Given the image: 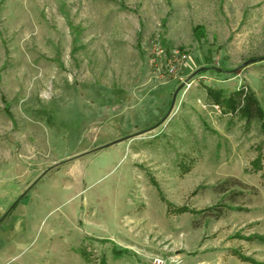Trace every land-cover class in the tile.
Returning <instances> with one entry per match:
<instances>
[{"label": "rangeland", "instance_id": "rangeland-1", "mask_svg": "<svg viewBox=\"0 0 264 264\" xmlns=\"http://www.w3.org/2000/svg\"><path fill=\"white\" fill-rule=\"evenodd\" d=\"M209 89L264 108V0H0V264L264 262V127Z\"/></svg>", "mask_w": 264, "mask_h": 264}, {"label": "trees", "instance_id": "trees-1", "mask_svg": "<svg viewBox=\"0 0 264 264\" xmlns=\"http://www.w3.org/2000/svg\"><path fill=\"white\" fill-rule=\"evenodd\" d=\"M209 92L213 96L214 104L221 106L225 112H231L241 118H246L247 123L256 119L260 120L264 127V108L254 92L245 91V89L234 90L229 95L215 89H209ZM260 161V158L255 161L257 168L262 167ZM249 238L264 240V236L258 234L250 235ZM235 252L243 260L252 262L253 264H264V262L244 255L237 250ZM103 264L106 263L103 262Z\"/></svg>", "mask_w": 264, "mask_h": 264}, {"label": "crops", "instance_id": "crops-1", "mask_svg": "<svg viewBox=\"0 0 264 264\" xmlns=\"http://www.w3.org/2000/svg\"><path fill=\"white\" fill-rule=\"evenodd\" d=\"M2 210H3V209H2V205L0 204V215H1Z\"/></svg>", "mask_w": 264, "mask_h": 264}]
</instances>
